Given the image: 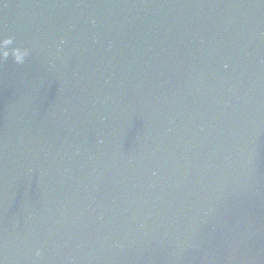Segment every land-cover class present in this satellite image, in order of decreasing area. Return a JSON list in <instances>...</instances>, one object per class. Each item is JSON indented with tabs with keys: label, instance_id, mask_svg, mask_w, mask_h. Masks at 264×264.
<instances>
[{
	"label": "water",
	"instance_id": "1",
	"mask_svg": "<svg viewBox=\"0 0 264 264\" xmlns=\"http://www.w3.org/2000/svg\"><path fill=\"white\" fill-rule=\"evenodd\" d=\"M9 36L4 264H264V0H0Z\"/></svg>",
	"mask_w": 264,
	"mask_h": 264
},
{
	"label": "clouds",
	"instance_id": "2",
	"mask_svg": "<svg viewBox=\"0 0 264 264\" xmlns=\"http://www.w3.org/2000/svg\"><path fill=\"white\" fill-rule=\"evenodd\" d=\"M61 44H63V41H61ZM12 45L13 38L11 36L0 39V61L7 60L8 57L11 56L15 64H23L25 62L26 57H28L29 55V50L27 48L12 47ZM40 256L41 251L39 248H36L33 251V257L38 258ZM0 264H4V262L0 260Z\"/></svg>",
	"mask_w": 264,
	"mask_h": 264
}]
</instances>
